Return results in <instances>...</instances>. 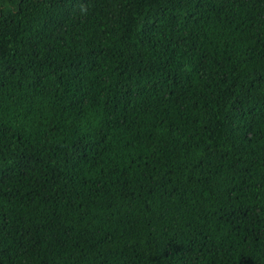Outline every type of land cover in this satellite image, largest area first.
<instances>
[{"label": "trees", "instance_id": "16d2710c", "mask_svg": "<svg viewBox=\"0 0 264 264\" xmlns=\"http://www.w3.org/2000/svg\"><path fill=\"white\" fill-rule=\"evenodd\" d=\"M0 264H264V0H0Z\"/></svg>", "mask_w": 264, "mask_h": 264}]
</instances>
